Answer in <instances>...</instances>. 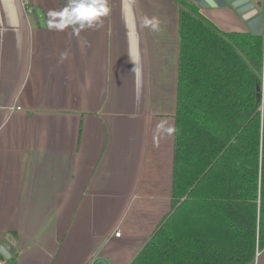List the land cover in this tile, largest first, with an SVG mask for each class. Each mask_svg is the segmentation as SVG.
I'll list each match as a JSON object with an SVG mask.
<instances>
[{
    "label": "crops",
    "instance_id": "1",
    "mask_svg": "<svg viewBox=\"0 0 264 264\" xmlns=\"http://www.w3.org/2000/svg\"><path fill=\"white\" fill-rule=\"evenodd\" d=\"M67 3L0 0V252L15 264H129L171 210L174 135L153 132L174 126L178 11L106 0L101 25L50 30L48 11ZM198 10L223 32L249 31L230 6ZM260 12L264 35V0Z\"/></svg>",
    "mask_w": 264,
    "mask_h": 264
},
{
    "label": "trees",
    "instance_id": "2",
    "mask_svg": "<svg viewBox=\"0 0 264 264\" xmlns=\"http://www.w3.org/2000/svg\"><path fill=\"white\" fill-rule=\"evenodd\" d=\"M171 1V210L129 264H252L264 249V35L223 32L191 0Z\"/></svg>",
    "mask_w": 264,
    "mask_h": 264
},
{
    "label": "clouds",
    "instance_id": "3",
    "mask_svg": "<svg viewBox=\"0 0 264 264\" xmlns=\"http://www.w3.org/2000/svg\"><path fill=\"white\" fill-rule=\"evenodd\" d=\"M103 4V7L100 5ZM99 8V11L96 9ZM109 9L106 0H68L65 8L59 12L49 10L47 13V24L50 30L64 31L71 28L73 33H78L86 28H92L103 23V18L107 16ZM161 21L153 16L143 19V26L153 32L160 31ZM176 129L167 119L159 121L153 132V140L158 143L161 139L171 138Z\"/></svg>",
    "mask_w": 264,
    "mask_h": 264
},
{
    "label": "water",
    "instance_id": "4",
    "mask_svg": "<svg viewBox=\"0 0 264 264\" xmlns=\"http://www.w3.org/2000/svg\"><path fill=\"white\" fill-rule=\"evenodd\" d=\"M195 4L202 8H224L230 6L245 22L248 30L254 34L261 33L262 13L260 12V4L263 0H193ZM6 258L9 256L6 255ZM8 264H15L10 262ZM93 264H107L103 259H97Z\"/></svg>",
    "mask_w": 264,
    "mask_h": 264
},
{
    "label": "built area",
    "instance_id": "5",
    "mask_svg": "<svg viewBox=\"0 0 264 264\" xmlns=\"http://www.w3.org/2000/svg\"><path fill=\"white\" fill-rule=\"evenodd\" d=\"M119 231H117L116 233H115V236H119ZM258 255H259V251L257 250L256 251V254H255V260L257 259V257H258Z\"/></svg>",
    "mask_w": 264,
    "mask_h": 264
}]
</instances>
